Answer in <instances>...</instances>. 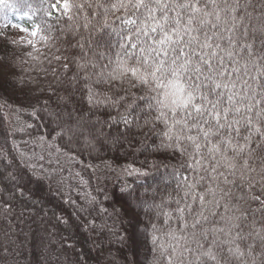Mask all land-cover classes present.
Instances as JSON below:
<instances>
[{
	"label": "trees",
	"instance_id": "trees-1",
	"mask_svg": "<svg viewBox=\"0 0 264 264\" xmlns=\"http://www.w3.org/2000/svg\"><path fill=\"white\" fill-rule=\"evenodd\" d=\"M0 264H264V0H0Z\"/></svg>",
	"mask_w": 264,
	"mask_h": 264
},
{
	"label": "rangeland",
	"instance_id": "rangeland-1",
	"mask_svg": "<svg viewBox=\"0 0 264 264\" xmlns=\"http://www.w3.org/2000/svg\"><path fill=\"white\" fill-rule=\"evenodd\" d=\"M26 19L29 22H32V20L29 17H26ZM20 24H23L22 21H20ZM14 110V109H13ZM132 167L127 166H114L111 164H103L102 167L98 170L97 179L103 180V181H114V180H123L128 177L129 173L132 171ZM207 238L206 235H204V239Z\"/></svg>",
	"mask_w": 264,
	"mask_h": 264
}]
</instances>
